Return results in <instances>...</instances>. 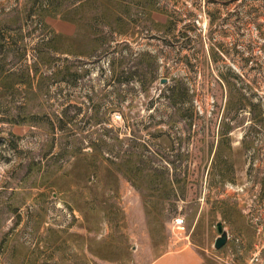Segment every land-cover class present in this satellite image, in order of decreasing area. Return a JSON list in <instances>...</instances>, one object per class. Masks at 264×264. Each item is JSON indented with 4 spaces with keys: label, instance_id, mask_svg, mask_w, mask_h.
I'll list each match as a JSON object with an SVG mask.
<instances>
[{
    "label": "rangeland",
    "instance_id": "rangeland-1",
    "mask_svg": "<svg viewBox=\"0 0 264 264\" xmlns=\"http://www.w3.org/2000/svg\"><path fill=\"white\" fill-rule=\"evenodd\" d=\"M141 1L0 0V264H264V0Z\"/></svg>",
    "mask_w": 264,
    "mask_h": 264
},
{
    "label": "crops",
    "instance_id": "crops-1",
    "mask_svg": "<svg viewBox=\"0 0 264 264\" xmlns=\"http://www.w3.org/2000/svg\"><path fill=\"white\" fill-rule=\"evenodd\" d=\"M191 246L192 244L188 243L182 250L172 255L165 253L153 264H203L202 255Z\"/></svg>",
    "mask_w": 264,
    "mask_h": 264
},
{
    "label": "water",
    "instance_id": "water-1",
    "mask_svg": "<svg viewBox=\"0 0 264 264\" xmlns=\"http://www.w3.org/2000/svg\"><path fill=\"white\" fill-rule=\"evenodd\" d=\"M165 80L166 79H163V81H161V83H164ZM216 228L218 231V236L215 238L214 248L220 249L221 247H223L228 242L229 233H228L227 229L224 228L223 222L221 220H219L216 223Z\"/></svg>",
    "mask_w": 264,
    "mask_h": 264
},
{
    "label": "trees",
    "instance_id": "trees-1",
    "mask_svg": "<svg viewBox=\"0 0 264 264\" xmlns=\"http://www.w3.org/2000/svg\"><path fill=\"white\" fill-rule=\"evenodd\" d=\"M110 1V3H109V9H113L114 7H117V5H121L120 3H115V1L112 3L111 1L112 0H109ZM119 2H121L122 0H118ZM132 2H134V4L135 3H137V4H139V3H141V2H144V1H141V0H131ZM145 1H147V0H145ZM152 3V2H151ZM153 3H154V1H153ZM152 3V4H153ZM147 4V3H146ZM140 5V4H139ZM61 35H60V37L62 36V37H67L66 35H64V34H62V33H60ZM17 82L19 83V82H21V80L19 79V80H17ZM227 84H229L230 85V83H228L227 82ZM232 92V91H231ZM233 97H234V95L232 94V93H230V95H229V100H228V104L230 105L231 103H232V99H233ZM252 106V105H251ZM222 141H223V139L221 140V142H220V144H219V147L217 148V150L215 151V157H220V156H222V154H221V147H222Z\"/></svg>",
    "mask_w": 264,
    "mask_h": 264
},
{
    "label": "built area",
    "instance_id": "built-area-1",
    "mask_svg": "<svg viewBox=\"0 0 264 264\" xmlns=\"http://www.w3.org/2000/svg\"><path fill=\"white\" fill-rule=\"evenodd\" d=\"M176 232L184 233L187 230L185 219L182 216L175 217L173 220V227Z\"/></svg>",
    "mask_w": 264,
    "mask_h": 264
}]
</instances>
